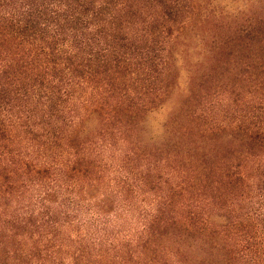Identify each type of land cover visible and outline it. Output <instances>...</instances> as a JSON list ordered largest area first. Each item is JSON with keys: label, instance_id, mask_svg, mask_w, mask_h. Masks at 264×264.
<instances>
[{"label": "trees", "instance_id": "1", "mask_svg": "<svg viewBox=\"0 0 264 264\" xmlns=\"http://www.w3.org/2000/svg\"><path fill=\"white\" fill-rule=\"evenodd\" d=\"M0 264H264V0H0Z\"/></svg>", "mask_w": 264, "mask_h": 264}, {"label": "rangeland", "instance_id": "2", "mask_svg": "<svg viewBox=\"0 0 264 264\" xmlns=\"http://www.w3.org/2000/svg\"><path fill=\"white\" fill-rule=\"evenodd\" d=\"M179 93H181V92H179V91L176 92L171 98H182V96L179 95ZM174 101H175V100L173 99L172 104L175 103ZM170 107H171V106H170ZM164 116H165L164 111H163V112H160V113H158V114H156V115H154V116L152 115V117L150 118V121H151L152 124H157V123L163 121Z\"/></svg>", "mask_w": 264, "mask_h": 264}]
</instances>
